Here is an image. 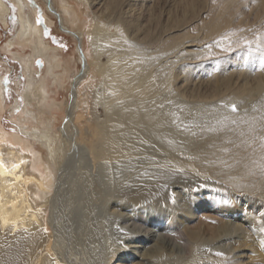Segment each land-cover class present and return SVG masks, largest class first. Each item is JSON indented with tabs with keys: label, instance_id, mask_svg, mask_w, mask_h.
<instances>
[{
	"label": "bare ground",
	"instance_id": "6f19581e",
	"mask_svg": "<svg viewBox=\"0 0 264 264\" xmlns=\"http://www.w3.org/2000/svg\"><path fill=\"white\" fill-rule=\"evenodd\" d=\"M12 2L14 7L0 0V22L3 25L8 23L7 16L9 10L15 13L16 33L13 39L11 38L12 40L7 43V48L8 50L16 48L15 46L17 48L14 51L10 50L7 52L20 61L22 74L26 80L21 98L23 106L20 108L17 104L15 105L19 110L15 121L18 126H21V128L19 126L20 131L27 133V138L21 137L20 133L5 131L0 124V264L78 263L72 259V255V258L69 257L67 252H64V249L61 252H64L65 255L62 253L61 258L58 256L61 263L57 259L53 262L52 258V260L47 258L45 251H49V249L45 245L46 229L44 228L47 225H50L51 228L55 226L54 214L58 210L55 207L56 202H58V200L56 201L58 189L67 179L68 172L77 170V166L81 161L78 154L82 149L79 148L77 140L75 141L76 134L73 131L71 133L68 129L73 127V125H79L83 117V114L79 110L75 111V107L77 106V85L79 81L81 82V80L87 78L90 70L96 71V74L98 73L100 77L99 87L101 88V92L96 93V101L104 108V111L106 109V114L102 120H99L98 124L92 127L87 152L92 159H100L101 163L99 164H101L100 166L103 169L105 167L109 169V166H112L113 172L111 176L105 173L107 175L105 184H110L108 187L110 186L109 193L112 200L108 205L111 211L108 213L109 217L105 211L104 214H99V220L102 218L101 222L106 229L108 223L114 220L118 221V219H122L124 227L132 226L133 228H139L143 225L146 228V226H152V228L150 227V240H153L154 237H157L153 233L155 225L160 224V228H162L165 234L175 223V215L185 205V203L182 204L179 201L174 202V199L172 200L174 196L170 197V187L177 188L180 194V192H183V189L185 191L191 190L194 186L198 185L197 183L201 184L203 182L213 185V188L209 187L211 190L208 192V195L204 196L213 206H220L227 210L229 200L235 197V199L238 198L237 200L250 203L256 207V209L253 208V211H248L246 215L250 227L257 233L256 235L259 234V242H261V245L262 242L264 243V214L262 212L264 210V70H261L260 67L261 61L264 59V28L256 32L251 24V27H247L245 22H248L246 17L249 15L246 16L245 14L247 13L242 12L244 8L246 11L248 3H251L255 8L260 7L263 11L262 13H264V0H213L211 1L209 10H207L208 12L204 21L193 31L192 35H188V37L192 38L191 40L185 39L182 41L183 37L178 35L169 44L166 43L168 47H172L169 50H176L180 54V57L187 58L191 56L190 54L195 53H200L202 54L200 56L204 57V59L196 57V59L199 58L200 60L193 61V65H190L191 63L188 62L190 64H182L183 66L178 67V70L183 74L180 76V79L182 77L184 81L179 88L181 94L187 92L185 90L186 85L189 87L188 83L193 78H196L195 75L198 77V75L204 74L203 78H206L205 82L209 91L206 95H200L196 92L195 97L197 99L201 98L206 101L205 103L211 101L220 102V99L226 92L227 96L235 98V101L238 100L243 102V104L247 103V107L249 108L248 111L239 114H226L225 112H221L216 103L213 104L211 102L210 108L206 113V119L207 122L218 121L219 127L214 129V127L211 128L208 125L203 133H201L202 138H199L200 140L195 142L189 140L192 134L188 132V129L190 125H193V122L189 119L190 116H183V118L185 117L183 119L185 122L181 120L182 122L180 121L176 124V122H173L176 120L174 117L170 119L169 115L155 114V85L161 80L162 75L160 73L155 74V63L152 61V58H149L148 55V57H145L141 50L137 51L141 46L147 45L149 46L148 49H150L152 44H155V21H151L150 25L146 22L147 24L144 26L145 22L143 24L139 16H135V12L130 11L135 6L134 0H104L103 5H105V9L100 8L103 11L99 14L101 17L95 16V12L91 11V8L92 10L95 9H93L95 2L99 3L98 0H12ZM36 4L42 6L41 10ZM125 6H128L129 10H126ZM97 7L99 6L97 5ZM250 10L252 11L253 9L251 8ZM88 12L95 14L94 21L88 29L89 43L94 57L92 62L94 67L88 65L89 63L85 60V62L81 61L82 67L79 68L80 71H77V66L72 70L73 66L70 67L69 64H66L68 60H64L65 57L63 58L61 51L58 49L59 47L48 42L45 34L48 30L47 27L52 25L54 27L58 21L59 27L62 30L69 33L75 41L83 44L79 31L81 26L85 25L87 21L83 20L81 15L89 16ZM187 12L192 15V18L196 17L197 11L194 3L187 4ZM262 15L260 16L263 17ZM38 19L41 21L40 23H37ZM67 19L70 20V23H73L72 27H69V24L67 25ZM185 24L187 22L174 23L170 25L169 29H181ZM198 29L202 32L200 40L202 39L205 43L195 46V50L188 51L186 48L190 45L187 43L195 41L194 33ZM25 48H29V50L25 51ZM196 48L202 49L196 51ZM104 53L107 54L108 59L101 61L100 58ZM232 54H234L233 58L235 60L238 59L239 62H242V65L236 70V74L238 72L237 77L241 78V83L233 82V74L231 75L225 71L226 65L232 58L230 56ZM145 60L149 63L148 66H146ZM150 63H153L154 67ZM178 70L175 71L177 72ZM49 78L53 79V85L58 88L61 87L60 82L67 81L66 87L63 90H70L68 100L65 99L62 102H57L51 97V90L48 84ZM173 81L175 82V80L171 81L172 84ZM172 87L174 88L175 86ZM172 87L169 88L172 89ZM191 91L193 93V90ZM104 101L107 102L104 103ZM5 105V82L4 78L0 77V114L5 109ZM53 107L57 110L62 108L63 111L65 110L64 127L61 135L63 142L68 147L63 152L64 154H61L63 157L59 163V168L58 163H56L59 155L55 151L60 147L58 149L55 147L57 150H54L57 135H55L56 131L52 130L55 134L50 131L54 128L53 125L56 120V118L53 119L54 117L51 118L52 111H55ZM41 113L51 116L46 121H41V131L38 130L39 128L34 122L32 127L22 126V123L35 119V114L40 116ZM215 127L217 126L215 125ZM26 128H29L30 131L28 132ZM76 139H81L80 141H82L83 137L80 136V138L77 137ZM34 140L44 145L47 149V154L39 151ZM155 141L157 148L165 152L163 154L165 158L155 159V157H147L148 152L155 150ZM100 166L98 167L101 168ZM83 168L85 167L83 166ZM79 171L83 176L85 173L84 181L86 185L92 184L91 179L98 187L102 185H99V182H105L103 180L104 176H102L103 178L101 177V181H98L99 178L95 177L94 174L95 180L93 178L88 179L87 173L83 169H79ZM88 187L90 188V186ZM175 188L173 190L176 193ZM50 194H53L51 198H49ZM95 195L98 197L102 196L98 190ZM91 197L93 199L94 194ZM110 197L109 199H111ZM109 199L107 196V201ZM107 201L105 199V202ZM105 202L104 206L107 204ZM195 205L197 206V204ZM234 208L232 207L228 210L235 213L236 210ZM182 209L184 210L181 211L185 212V208L183 207ZM47 213L48 215H46ZM94 224L95 222L91 226L94 227ZM118 225L120 224L118 223ZM67 226L69 227V225ZM220 227L223 230L219 231ZM228 227L229 225L227 224L225 227L221 225V222L220 224L216 222V227L211 229L209 238H204L202 232L195 228H186L184 234L187 236V241L184 238V242L189 244L188 249H190V253L188 261H181L179 264H233L237 255L225 259L216 256L215 252L214 254L216 255L207 254L212 250H216L219 246L213 245V248L210 247L208 252L203 253L205 255L191 254L194 248H198L199 246L197 247V245L206 239L210 243L219 241L221 234L224 235L226 232L231 234L228 231L230 230ZM114 229L116 228L114 227ZM13 230L14 234L12 233L13 235L11 236L10 233ZM159 230L158 233L156 232L158 236ZM239 230H241V236L234 238L237 239V242L242 240V238L244 241V237L246 236L243 228H239ZM250 232H252L250 235L254 234L253 231ZM56 234L58 235V233ZM121 234L123 233L120 232ZM120 235L114 239V242L113 239L111 241L108 236H105L104 242H107L108 249L110 245L113 248H110L111 254L108 255V260L106 258L107 261L103 260V263L127 264V262L123 261L128 256H131L129 257L130 264H138L133 259V256L137 253L136 249H133L134 247L128 249V247L120 245L123 240ZM236 235H238V232ZM180 236H182L181 233ZM230 236L227 239L233 238V235ZM65 237L59 236L60 239H65ZM136 238H138L136 243H139L145 250H142V254L141 251L138 254L141 260L139 264L162 263L163 255L157 245V247H153L150 250L144 246L149 243L147 242L148 240H141V236H136ZM220 242H218V245ZM228 246L225 247L228 248ZM225 247L223 248L226 249ZM57 253L59 254L60 250ZM200 258L202 259L197 260ZM142 259H144V263ZM115 261H119V263Z\"/></svg>",
	"mask_w": 264,
	"mask_h": 264
},
{
	"label": "rangeland",
	"instance_id": "374dc122",
	"mask_svg": "<svg viewBox=\"0 0 264 264\" xmlns=\"http://www.w3.org/2000/svg\"><path fill=\"white\" fill-rule=\"evenodd\" d=\"M1 1L8 4V2L10 0H1ZM98 1H99V3L95 2V5H93V9L94 8L95 9L92 10V8H91V11H94L96 15L94 13L92 14L91 12H88L89 16H86L84 14L81 15L82 19L87 21L85 25L82 24L83 26H81L80 31H79V34L82 36V43L83 44L78 43V41H75L69 33L62 30L59 27L60 24H58V21L56 24L57 27H56V25L54 27H53V25L47 27L48 28L47 34H45L46 40L53 45L55 44L56 47H59L58 49L61 51L63 58L64 57L66 58V59L64 58V60L65 61L68 60L66 62V64L67 65L69 64L70 67L73 66L71 68L72 70H74L75 66H77V71H80L79 68L82 67L81 61L85 62V60L87 61V63H89L88 65H90L91 67H94V65L92 64L94 57L92 55L91 46L89 43L88 29L91 27V25L94 21V15L101 17L99 14H101V12H103L102 9H105V5H103L104 0H98ZM193 1H196V2H193ZM211 1H213V0H152V1L151 0H139V1L134 0L135 6L132 7V10L130 9L131 12L132 11L135 12V16L136 15L139 16L140 21L141 22L143 21V24L145 22L144 26H146L147 23H148V25H150L152 22L155 21V44H152V46L150 47L151 50L148 49L149 46H147V45L141 46L140 49H137V51H140V50L143 51V55H145V57L148 55L149 58H152V61H154V63H155V65H154L155 66V74L160 73L162 75L161 80L158 81L155 85L156 86V90H155V114L156 115H164L165 114L166 116L169 115L170 119H172L174 117L176 120L173 122L174 123L176 122V124H178V122H180L181 120L184 121L183 119H185V117L183 118V116H186V117L190 116L189 119H191L190 121L193 122V125H190V126L188 125L189 126L188 132H190L192 134V135H190L189 140L193 141V142L199 141L202 138L201 133H203V131L207 128L208 125H210L211 128L214 127V129H217L219 127L218 121L207 122V119H206V115H207L206 113L210 108L211 102L213 104L216 103V106H218L221 109V112H225L226 114L231 113V114L235 115V114H239L241 112L249 110V108L247 107V103L243 104V102H240L238 100H237L238 102L235 101L236 99L232 98L231 96H227L226 92L224 93V95L220 99V102L211 101V102L205 103L206 101H204L203 99H201V98L197 99V97H195L196 92L200 95H206L209 91V88L206 86V82H205L206 78L205 79L203 78L204 74L198 75V77H197V75H195V77L197 79L193 78V80H190V82L188 83L189 87L186 85L187 89L185 88V90L187 92H185V94H181V92L179 90V88L182 86L184 81H183L182 77L180 79V76H182L183 74L178 69L185 64L191 63L190 65H193L192 64L193 61H198L200 59H204V57L200 56V55H202L200 53L190 54L191 56H189L187 58L180 57V54L177 53L176 50H173V49L169 50V48H172V47H168L166 45V43L169 44L178 35H181L183 37L182 41L185 39H188V41H189V39L191 40L192 38L188 37V35H192L193 31L197 27H199L200 24L204 21L206 14L208 12L207 10H209V6L211 5ZM100 3H101V5H100ZM153 3H154V5H153ZM190 3H194V6L196 7L197 15L194 18H192V15L189 12H187V4H190ZM248 4L249 5L246 7L247 10L245 11L244 10L245 8L242 10V12L247 13V14H245L246 16L249 15L248 17H246L248 22H245V25H247V27L252 26V28L255 29L256 32H258L259 30H262L264 28V22H262L264 20V13H262L263 11L260 7L255 8L253 4H251V3H248ZM97 5L99 7H97ZM36 6L41 10V8H42L41 5L36 4ZM101 7H102V9H100ZM125 8H126V10L127 9L129 10L128 6H125ZM251 8L253 9L252 11L250 10ZM260 15H262L263 17H261ZM15 19H16L15 13L13 11L9 10L8 16H7L8 23L3 25L0 22V77L4 78L5 97H6V105H5L6 107L0 114V124L2 125V127L4 128L5 131L12 132V133L13 132L14 133H20L21 137L27 138V133L20 131L21 126L19 125L20 126V128H19L17 122L15 121V118L17 117V115L19 113L18 107H16L15 105L17 104L20 108H22V106H23V101L21 98H22V90L24 89L26 80H25L24 75L22 74L20 61L18 59H15L14 57H12L7 52L10 50L14 51L17 48V46H15L16 48H13V49L11 48L10 50H8V48H7V43L13 39V36L16 33V27L17 26H16V20ZM148 20H150V21H148ZM67 22H68L67 25L69 24L68 26L72 27L73 23H70L69 19H67ZM180 22H187V24L183 25L181 27V29H174V28L169 29L171 24L180 23ZM250 24H251V26H250ZM194 35H195L194 36V38H195L194 42L196 44L194 42H192V43L188 42L187 44L191 46V48H190V46L186 48L188 51L195 50V46H200L201 44L205 43V41H203L202 39L200 40V38L202 37V32L200 31V29H198L194 33ZM129 36L131 37V35H129ZM172 36H174V37H172ZM130 37H128V38H130ZM60 45H64L66 47H61ZM201 49L202 48H196V51H200ZM28 50H29V48H25V51H28ZM80 56H81V58H80ZM230 56L232 58H231L230 62L226 65L225 71L230 73L231 75L233 74V79H232L233 82L241 83V78L237 77L238 72L236 74V70H238V67H240V65H242V62H239L238 59L235 60L233 58L234 54H232ZM196 57H200V59L199 58L196 59ZM74 58H76V59H74ZM100 59H101V61L107 60L108 59L107 54L104 53ZM16 60H18V61H16ZM188 62H190V63H188ZM210 62H211V60H210ZM145 63H146V66L149 65V63L146 60H145ZM151 66H153V63L151 64ZM227 66H229V67H227ZM174 69L178 70V71L176 72ZM163 74H164V76H163ZM197 74H199V73H197ZM167 75H169V76H167ZM172 80H175V82L173 81V84L171 83ZM66 82L67 81H62V83L60 82L61 87L58 88L55 85H53L54 82H53L52 78H49V80H48L49 88L51 90V97L54 98L57 102H62L65 99L66 100L69 99L70 90L69 89L63 90V88L66 87ZM99 82H100V77H99L98 73L96 74V71L94 72V71L90 70V72H88L87 78L81 80V82L79 81V83L77 85V99H76L77 106L75 107L76 108L75 111L79 110L83 114L84 118L82 117L79 125H77V124H76V126L73 125V127L68 129V131H70L71 133L73 131V133L76 134L75 135V141L77 140L79 148L82 149V151L78 154V156H80V158H81L80 159L81 161H80V164H78V166H77V170H75L74 172H71V171L68 172L67 179L66 180L64 179L65 180L64 183L61 184L62 187L60 186V188L58 189V195H57L58 197L56 199V201L58 200V202H56L55 207H56V210L57 209L59 210V213L57 210L54 214V216H55L54 217V225L56 227L52 226V228H51L50 225L49 226L47 225L48 227L45 226V228H44V229H46L45 245L48 246V249H49V251H45V253H47V255H46L47 258H49V259L52 258L53 260L52 259L51 260L53 262L55 259H57L61 263V260H60L61 254L66 251L67 255H69V257L72 258V256H73L72 259H74L75 262H78L77 264H98L99 262L103 263L104 259L106 260V258H107V260H108V258H109L108 255L111 254L110 250L113 248V246L111 247V245H110L111 249L110 248L108 249L107 242H104L105 236L106 237L108 236L109 240H111V241L113 239V242H114V239L120 235V232H122L123 234H121L120 236L123 240L121 239L122 241H121L120 245H124V246L128 247V249H131L134 247L133 249H136V251H137L135 256H133L134 262H138V264L141 262V260L138 257V254L140 253V251L142 254L143 253L142 250H144V248H142L139 243H136V240L138 239V238H136V236L137 237L141 236V240L146 239L145 241L148 240L147 242H149V243L144 245L146 248L152 250L153 247L158 246V249H160V252L163 255L162 256V263H160V264H170V263L171 264H179V262H181V261L187 262L188 256L190 253V249H188L189 244L187 242H184V238H185V241H187V238H186L187 236L184 234L185 229L186 228L187 229H194L195 228L196 230H199L202 232V235L204 238H209V234L211 232V229L216 227V222H218L219 224L221 222V225H224L225 227H226V224L229 225L228 229H230V230H228V231L231 232V234L233 235V238L227 239V237H229L231 234L226 232L224 235L221 234L219 241H213V242L209 243V240L206 239L205 241H203L197 245V247L199 246L198 248H194V251L191 253L192 255H199V256H200V254L205 255L203 253L208 252L209 251L208 249L210 247L213 248L214 246H219L220 248L217 247L219 250L216 248V250H212V251L208 252L207 254L213 255L214 252L216 254L222 253V254H224L223 256L216 255V254H214V255L219 256L221 258H225V259L227 257L237 255L236 259H239V258L240 259L239 260L235 259L233 264H235V263L237 264V262H238V264H240L241 262H242L241 264H264L263 263L264 262V243L262 242V245H261V242H259L260 241L259 234L256 235L257 233L250 227V225L248 224L249 220H248V217L246 215V213L248 211H253V208L256 209V207L252 206V204H250V203H245L241 200H237L238 198L235 199V197H232V199H234L235 202H233L234 200H232V199H230L228 202V204H229L228 209L235 207L234 208L236 210L235 213H232L228 209L227 210L223 209L220 206H218L220 208H218L215 205L213 206L210 203V201L204 197V196L208 195V192L211 190V188H213V185L210 183H207V184H205L203 182H201V184L197 183L198 185H196V186H198V187L194 186L191 189L192 191L191 190L185 191L183 189V192H180V194H179L177 188L171 186L172 190H171V187L169 190L170 197L174 196L173 198L171 197L172 200L174 199L173 200L174 202L179 201L182 204L185 203V205L183 207L185 208V212H187L188 214L187 213L185 214V212L181 211V210H184V209H182L183 208L182 207L181 210H179L178 214L175 215V218H174L175 223L170 227L169 231H166L165 234H164L162 228H160L161 227L160 224L155 225V228L153 229V231L154 230L155 231L153 233L155 234V236L157 235V237H154L153 240H150L151 239L150 230H151L152 226H146V228L143 225L141 226L142 228L141 227H139V228L134 227L133 228L132 226L124 227L122 219H118V221L120 220L119 222L117 220L111 221L110 223H108V225L105 222L106 221V219H105L104 222L107 225V229L103 226V224L101 222L102 218H101V220H99L100 215L104 214V211H105L107 213L106 215L109 217L108 213L111 211L110 206L108 205V203L111 202V200H112V197H110L111 194L109 193L110 192V186L108 187V185H110V184L109 183L105 184L106 183L105 178L107 177V175L111 176L113 174L112 166H109V169L106 167H105V169H103V167L100 166L101 164H99V163H101L100 159L95 158V157H94L95 159H92V157L89 156V153L87 152L92 127H94L96 124H98L99 120H102L104 118V115L106 114L105 113L106 109L104 111L103 110L104 108L102 106H100V104L96 101V93L101 92V88L99 87ZM164 82H165V84H164ZM171 85L175 86V87L173 88ZM169 87L170 88L172 87V89H170ZM189 88H191V89H189ZM168 89H170V90L168 91ZM171 90H173V91H171ZM191 90H193V93ZM189 94H191V95H189ZM222 94H223V92H222ZM171 95H173V96H171ZM105 102H107V101H104V103ZM202 102H204V103H202ZM222 102L225 104H223ZM188 103H189V105H188ZM223 105H224V107H223ZM238 105H240V106H238ZM233 106H235V110H233ZM53 109L55 111L51 110L52 111V117L48 114H45V113H41L40 116L35 114V119H33L32 121L30 120L31 122L27 121V122L22 123V126H31L32 127L33 122H34L37 124V127L39 128V129L38 128L37 129L39 131H41V128H42L41 121H43V120L46 121V119H48L50 117L51 118L54 117L53 119L56 118L55 124L53 125L54 128H52L50 131L51 132L56 131V134L54 132L53 133L55 135H57V139H56L55 145H54V150H57L60 147L57 151H55V152H58V155H59L57 158V162H56V163H58V168H59V163L62 161V157H63V155H61V154H64L63 152L65 150H67L66 148L68 147L66 145V143L63 142V138L61 135L62 134L61 132H63V127H64L65 110L63 111V108L60 110H57L55 107H53ZM245 109H247V110H245ZM189 110H190V112H189ZM239 110H241V111H239ZM181 113H183V114H181ZM186 114H188V115H186ZM193 114L195 115L194 117H193ZM196 114H197V116H196ZM194 118H195V121H194ZM53 123H54V120H53ZM214 124L217 127H215ZM193 128H196V129H193ZM26 130L28 132L30 131L29 128H26ZM59 135H61L60 138H58ZM80 136L83 137L82 141H80L81 139L80 140L76 139L77 137L80 138ZM35 144L37 145L36 147L39 149V151H42L44 154L45 153L47 154V149L44 147V145H42L41 143H38L37 141H35ZM157 152L160 154H158ZM163 154H165V152H162L161 150H159L157 148V143L155 141V150H152V152H148L147 157L151 156L152 158L155 157V159L165 158V157H163L164 156ZM159 155H161V156H159ZM85 162H86V164H84ZM89 162H91V163H89ZM83 166L86 169L83 168ZM98 166H100L101 168H99ZM80 167H82V168H80ZM93 167H94V172H93ZM79 169H83L87 173L88 179H90V178L94 179L95 177H98L100 179L102 176H104L103 180L105 182H101V183L99 182V185L100 184H102V185H100L98 187L97 184L95 185V182H92V179H91L92 184L86 185V183L84 181V176H86V175L84 173V176H83L82 173L79 171ZM101 169H103L102 172H100ZM105 173H107V175ZM93 174L95 177L93 176ZM102 178L100 180L98 179V181H101ZM199 184H200V186H199ZM88 186H90V188ZM95 186H97V187H95ZM204 187H206V188L204 189ZM209 187H211V188H209ZM174 188H175L176 193L173 190ZM96 189L101 193V195H102L101 197H98L97 195H95V194H97ZM52 191L54 192V190H52ZM72 191H73V193H72ZM171 191H172V193H171ZM223 193H225V192H223ZM92 194H94L93 199L91 197ZM106 194H108L107 195L108 199H109V197L111 198L108 201H107ZM52 196H53V194H50L49 198H51ZM191 196L192 197L194 196L193 197L194 199ZM182 198L184 199V201ZM187 198H189V199H187ZM105 199L107 202H105ZM67 200H69V201H67ZM63 201L66 203H64ZM104 202H105V204L107 203L105 206H104ZM200 202H201V204H200ZM189 203H192V204H189ZM234 203L237 205H235ZM195 204H197V206ZM187 208H189L190 210ZM223 210H225L227 212H225ZM191 211L193 214L191 213ZM262 212L264 214V210ZM56 213H57V215H56ZM59 214H61V215H59ZM70 214H72V215H70ZM205 214H207V215H205ZM233 214H235V215H233ZM46 215H48V213ZM155 216H157V215H155ZM66 217H68V218H66ZM93 217H94V219H96V218H98V219H96L94 221ZM229 218L231 221L229 220ZM69 219H70L71 223L69 222ZM186 220L187 221L189 220V221L187 222ZM115 221H117V222H115ZM236 221L238 224L236 223ZM94 222H95L94 227H92L91 224ZM222 222H223V224H222ZM118 223L120 225H118ZM176 224H179V225H176ZM241 224H242V226L243 225L244 226L243 227L240 226ZM67 225H69V227ZM75 225H77V226H75ZM174 225H175V227H174ZM176 226H178V227H176ZM238 226H239V228H243L244 229L243 231L246 232L245 234L247 237L246 236L244 237V241H243V238L239 242L236 241L237 239H234L237 236L238 237L241 236V232H240L241 230H239ZM114 227L116 229H114ZM244 227L245 228L247 227L246 228L247 231ZM59 229H61V230H59ZM207 229H208V231H207ZM158 230H159V236L157 234ZM173 230H174V232H177V230H179V231L177 233H174V232L171 233V231H173ZM221 230H223V228L220 227L219 231H221ZM55 231H56V233H58V235L60 237L64 238L65 236H67V237H65L66 240L63 238L60 239L59 236L56 233H54ZM250 231H253L254 234L250 235V233H252ZM117 232H119V234H117ZM237 232H238V235H236ZM12 233L14 234V230L11 231V233H10L11 236L13 235ZM70 233H72V234H70ZM125 233L128 235H126ZM169 233H171V234H169ZM180 233L182 236H180ZM67 234L71 237H69ZM124 234H125V236H124ZM227 234H228V236H227ZM247 234H249V235H247ZM57 238H59L60 240ZM156 238H159V239H156ZM155 240L157 243L155 242ZM230 240L234 241V242H231ZM55 241H57V242L55 243ZM52 242H53V244H52ZM59 242H61V243H59ZM63 242H64V244H63ZM218 242H220L219 245H218ZM242 242H245V243L242 244ZM185 243H186V245H185ZM65 245H67V246H65ZM186 246H188V247H186ZM203 246H205V247H203ZM225 246H228V248H226ZM223 247H225L226 249H224ZM238 247H240V248H238ZM58 248H60V249H58ZM63 249H64V252H61V250L63 251ZM66 249L67 250L69 249V250L67 251ZM197 249H198V251H197ZM220 249H223V250H220ZM59 250H60V253L58 254L57 252H59ZM188 250H189V252H188ZM70 252H71V254H70ZM147 252H148V250H147ZM65 253H64V255H65ZM55 255H57V256H55ZM225 255H226V257H225ZM129 257H131V256H128V258H126L123 262H127V264H130L131 261L129 262V260H130ZM196 258H199V257H196ZM76 259L79 261H77ZM201 259L202 258L197 259V260H201ZM51 260H49V261H51ZM114 260H116V259H114ZM52 261H51V263H52ZM142 261H143V263L145 262L144 259H142ZM115 262L119 263V261H115ZM103 264H105V263H103Z\"/></svg>",
	"mask_w": 264,
	"mask_h": 264
},
{
	"label": "snow or ice",
	"instance_id": "6c2138e0",
	"mask_svg": "<svg viewBox=\"0 0 264 264\" xmlns=\"http://www.w3.org/2000/svg\"><path fill=\"white\" fill-rule=\"evenodd\" d=\"M41 21L38 19L37 20V23H40ZM46 34H47V31H46ZM55 42V41H54ZM61 47H65L64 45H60ZM260 67H261V70H264V59H262V61H261V65H260ZM233 110H235V106H233ZM217 255H223L222 253H217Z\"/></svg>",
	"mask_w": 264,
	"mask_h": 264
},
{
	"label": "flooded vegetation",
	"instance_id": "af4514ba",
	"mask_svg": "<svg viewBox=\"0 0 264 264\" xmlns=\"http://www.w3.org/2000/svg\"><path fill=\"white\" fill-rule=\"evenodd\" d=\"M12 3H13L12 0H10V1L8 2V4L13 5ZM13 7H14V5H13ZM16 61H18V60H16Z\"/></svg>",
	"mask_w": 264,
	"mask_h": 264
}]
</instances>
